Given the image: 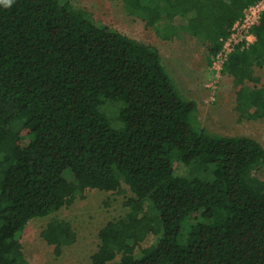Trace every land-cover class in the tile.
<instances>
[{
  "label": "trees",
  "instance_id": "16d2710c",
  "mask_svg": "<svg viewBox=\"0 0 264 264\" xmlns=\"http://www.w3.org/2000/svg\"><path fill=\"white\" fill-rule=\"evenodd\" d=\"M120 1L165 39L187 33L214 56L257 0ZM253 32L223 73L240 115L261 119L264 16ZM197 111L157 46L69 0H0V264H29L19 234L33 219L124 183L129 211L100 230L91 264H264V180L254 173L264 146L208 131ZM42 237L60 254L76 233L54 218Z\"/></svg>",
  "mask_w": 264,
  "mask_h": 264
},
{
  "label": "rangeland",
  "instance_id": "374dc122",
  "mask_svg": "<svg viewBox=\"0 0 264 264\" xmlns=\"http://www.w3.org/2000/svg\"><path fill=\"white\" fill-rule=\"evenodd\" d=\"M69 1L75 7L86 9L98 25H107L131 38L157 46L163 64L179 90L186 98L197 102L198 120L208 131L225 136H251L264 146V118L251 119L240 115L236 109L238 87L233 77L226 73L217 76L210 63L213 55L197 38L183 33L173 39H165L157 29L148 27L143 19L130 15L120 0ZM185 22L182 18L176 20L177 25ZM255 74L264 84V67L256 68ZM213 86L217 87L215 100L211 99ZM107 109L110 111L113 106L109 104ZM184 170L183 165L178 166V172L183 173ZM254 173L264 180V166ZM123 187L125 191L120 194L88 189L79 193L72 204L29 222L19 234L29 264H91L92 256L100 245V230L129 211L125 202L134 194L127 184L124 183ZM54 218L70 222L76 233L75 242L64 245L60 254L42 237L43 229ZM155 240L156 235L150 234L141 243V248L150 246Z\"/></svg>",
  "mask_w": 264,
  "mask_h": 264
},
{
  "label": "built area",
  "instance_id": "2783aa9c",
  "mask_svg": "<svg viewBox=\"0 0 264 264\" xmlns=\"http://www.w3.org/2000/svg\"><path fill=\"white\" fill-rule=\"evenodd\" d=\"M263 16L264 0H257L250 4L234 23L231 35L224 41L221 50L212 58V68L218 77L223 73L224 65L232 53L238 48L246 49L256 41L253 28ZM216 88V86L212 87V100H215Z\"/></svg>",
  "mask_w": 264,
  "mask_h": 264
}]
</instances>
